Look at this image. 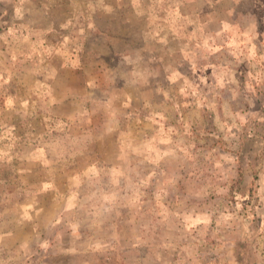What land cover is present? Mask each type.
I'll return each mask as SVG.
<instances>
[{
  "label": "rangeland",
  "instance_id": "rangeland-1",
  "mask_svg": "<svg viewBox=\"0 0 264 264\" xmlns=\"http://www.w3.org/2000/svg\"><path fill=\"white\" fill-rule=\"evenodd\" d=\"M0 264H264V0H0Z\"/></svg>",
  "mask_w": 264,
  "mask_h": 264
}]
</instances>
